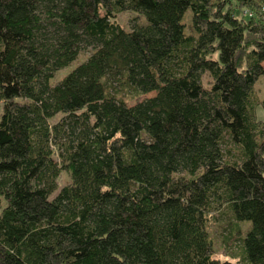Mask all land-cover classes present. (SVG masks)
<instances>
[{
  "label": "trees",
  "instance_id": "obj_1",
  "mask_svg": "<svg viewBox=\"0 0 264 264\" xmlns=\"http://www.w3.org/2000/svg\"><path fill=\"white\" fill-rule=\"evenodd\" d=\"M262 80L264 0H0V264H264Z\"/></svg>",
  "mask_w": 264,
  "mask_h": 264
},
{
  "label": "rangeland",
  "instance_id": "obj_2",
  "mask_svg": "<svg viewBox=\"0 0 264 264\" xmlns=\"http://www.w3.org/2000/svg\"><path fill=\"white\" fill-rule=\"evenodd\" d=\"M242 10H238V15L239 17H241V15H247L250 13L251 10H248L247 8ZM245 12V13H244ZM134 14L132 13H121L117 16L118 20L120 21V23L124 26H128V24H132V22H134L133 20ZM137 20H139V18H135ZM188 21V18L186 19ZM89 55V51H81L78 59L71 63L70 66L66 69H63L61 71H59L58 73L55 74L54 80L59 79L61 76H63L68 70H70L74 65L78 64L79 62L83 61L86 59V57ZM202 82L203 84H208L211 80L210 76L208 75L207 72H204L202 74ZM259 89V95H261L264 92V81L262 80L261 83H259L258 86ZM153 93H148V94H144L141 96V98L144 97H148L150 95H152ZM2 106L3 103L0 102V116L2 114ZM256 112H257V117L259 119L264 120V110L260 107L256 108ZM57 118L53 119L52 122H54ZM64 182H67V177L65 174H62V178ZM62 181V180H61ZM63 182V183H64ZM213 218L212 221H210V225H209V235L213 241V248H214V255L216 257H219L220 259H225L228 258L230 260H233L232 254H228L229 251L233 252V253H238V251L240 250V245L241 243L239 241H237L234 237H237V234H234L233 240L228 243V239H230V234H232V232L234 231V225L235 223H231V212L228 211L227 209H223L221 206H215V208L213 209ZM246 225L245 224H241V228L242 231L243 229L245 230ZM229 244V245H228Z\"/></svg>",
  "mask_w": 264,
  "mask_h": 264
},
{
  "label": "built area",
  "instance_id": "obj_3",
  "mask_svg": "<svg viewBox=\"0 0 264 264\" xmlns=\"http://www.w3.org/2000/svg\"><path fill=\"white\" fill-rule=\"evenodd\" d=\"M245 13V12H244ZM250 14V13H249Z\"/></svg>",
  "mask_w": 264,
  "mask_h": 264
}]
</instances>
